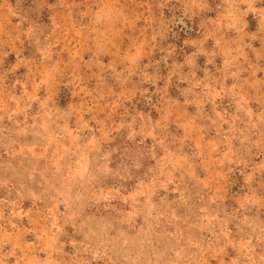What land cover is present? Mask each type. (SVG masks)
Returning <instances> with one entry per match:
<instances>
[{
	"label": "rangeland",
	"instance_id": "1",
	"mask_svg": "<svg viewBox=\"0 0 264 264\" xmlns=\"http://www.w3.org/2000/svg\"><path fill=\"white\" fill-rule=\"evenodd\" d=\"M0 264H264V0H0Z\"/></svg>",
	"mask_w": 264,
	"mask_h": 264
}]
</instances>
